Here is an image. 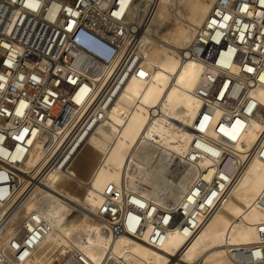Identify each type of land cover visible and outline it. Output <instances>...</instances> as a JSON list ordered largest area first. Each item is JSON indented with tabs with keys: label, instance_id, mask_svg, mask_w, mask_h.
<instances>
[{
	"label": "bare ground",
	"instance_id": "1",
	"mask_svg": "<svg viewBox=\"0 0 264 264\" xmlns=\"http://www.w3.org/2000/svg\"><path fill=\"white\" fill-rule=\"evenodd\" d=\"M216 1L156 3L140 33L139 76L123 81L104 118L88 131L64 170L55 166L34 178L22 206L0 226V255L10 264H101L117 256L128 264H264V87L249 90L258 103L255 111L216 123L221 108L208 114L194 93L204 61L182 57L196 33L202 40L209 35L202 25ZM257 1L245 3L248 15L264 14V0ZM126 2L120 0L119 10ZM147 4L143 0L140 7ZM230 5L227 0L225 14L215 19L218 25H228L226 19L235 12ZM246 21L244 27L255 25ZM259 22L264 33V20ZM259 39L264 48V38ZM243 67L233 65L230 73L252 71ZM259 78L264 83L263 72ZM205 141H220L238 163L249 153L250 158L236 174L223 172L212 156L215 147ZM27 142V157L15 164L21 184L14 199L29 180L26 175L35 176L43 162L42 139ZM109 186L115 188L110 199L117 203L112 211L123 204L122 190H129L126 200L134 208L124 209V220L129 231L138 220L143 223L134 232L137 238L104 231L110 226L99 213L106 208ZM13 201L0 203V215ZM158 206L166 208L157 215L160 224L172 220L173 212L180 214L179 223L159 232L162 226L152 222ZM28 213L42 218L41 230ZM23 216L28 223L18 240H7ZM28 236L39 240L33 245Z\"/></svg>",
	"mask_w": 264,
	"mask_h": 264
},
{
	"label": "built area",
	"instance_id": "2",
	"mask_svg": "<svg viewBox=\"0 0 264 264\" xmlns=\"http://www.w3.org/2000/svg\"><path fill=\"white\" fill-rule=\"evenodd\" d=\"M136 1L134 9L132 3ZM142 1L127 0L119 10L120 0H0V203L3 206L14 200L1 213L0 226L14 208L18 210L22 206L34 178L47 174L55 166L63 169L73 159L88 131L104 118L123 81L134 73L139 76L140 33L159 0H147L145 8L140 7ZM226 3L227 0H217L213 4L202 25L209 35L202 40L201 34L196 33L187 54L182 53L183 58L200 57L205 63L194 93L203 99L208 114L216 107L221 108L216 123L255 111L258 103L249 90L264 87L259 78V73H264V48L259 45V36L264 38L259 19L264 20V14L246 13L245 3L258 5L257 0H231L230 7L235 12L226 19L228 25H218L215 19L225 14ZM117 10L119 16L115 14ZM246 20L255 25L244 27ZM233 65L242 68L249 65L252 71L247 70L244 76L232 75ZM37 138L42 139V165L35 176L26 175L29 180L14 199V192L21 184L15 164L27 157L30 147L27 140ZM207 143L215 147L212 156L223 172L236 174L250 158L249 153L238 163L235 153L220 141ZM128 191L122 190L123 204L112 211V205H117L110 199L115 188L107 187L106 208L99 213L105 220L97 214L94 216L108 222L110 228L106 227L105 232L110 229L117 235L123 231L137 238L134 232L143 223L138 220L129 231L124 220L127 219L124 209L134 208L126 200ZM165 209L158 206L153 215V224L162 226L159 232L179 223L181 218L178 212H173L172 220L160 224L157 215ZM29 213L26 217L40 229L42 218L32 214L34 219ZM26 217L12 226L7 240H18L17 233L28 223ZM115 217L121 222L114 221ZM28 237L33 245L39 240L38 236ZM0 257L3 264H10L7 258ZM101 264L128 262L117 256L107 257Z\"/></svg>",
	"mask_w": 264,
	"mask_h": 264
},
{
	"label": "rangeland",
	"instance_id": "3",
	"mask_svg": "<svg viewBox=\"0 0 264 264\" xmlns=\"http://www.w3.org/2000/svg\"><path fill=\"white\" fill-rule=\"evenodd\" d=\"M81 188V187H78V189ZM94 215V214H93ZM26 245V244H25Z\"/></svg>",
	"mask_w": 264,
	"mask_h": 264
}]
</instances>
